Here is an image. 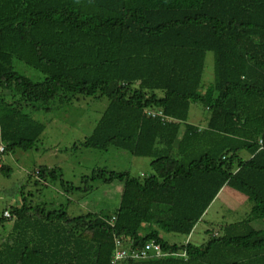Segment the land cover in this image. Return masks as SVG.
I'll list each match as a JSON object with an SVG mask.
<instances>
[{"label":"trees","instance_id":"obj_1","mask_svg":"<svg viewBox=\"0 0 264 264\" xmlns=\"http://www.w3.org/2000/svg\"><path fill=\"white\" fill-rule=\"evenodd\" d=\"M15 59L44 80L17 72ZM79 96L108 104L75 147L150 158L152 173L94 170L90 179L123 186L113 214L48 212L22 191L0 215V228L13 222L0 264H264V229L253 225L264 219V0H0V161L41 141L46 124L33 113ZM194 104L209 112L204 126L189 121ZM34 175L88 190L57 167ZM224 187L252 203L246 219L207 231L201 246L163 237H189ZM151 240L167 255L137 257Z\"/></svg>","mask_w":264,"mask_h":264},{"label":"rangeland","instance_id":"obj_2","mask_svg":"<svg viewBox=\"0 0 264 264\" xmlns=\"http://www.w3.org/2000/svg\"><path fill=\"white\" fill-rule=\"evenodd\" d=\"M14 69L34 81H42L45 76L39 71L15 59ZM214 54L208 53L204 82L209 85L214 82ZM56 101V100H55ZM53 101L50 109L40 110L33 116L46 124V130L37 146L29 151L17 149L5 154L0 161V167L11 168L10 175L0 172V215L3 210L13 204H20L21 192L32 195L34 205L44 204L46 211L63 208L70 216H78L88 212H104L113 214L120 206L121 189L117 182L109 183L92 180L94 170L130 172L141 177L151 174V159L133 156L131 153L110 147L107 151L87 148L75 144L90 135L108 104L107 98H88L79 96L72 104L63 105ZM28 108H26L27 110ZM209 112L203 105L191 106L189 121L196 125H205ZM244 157L249 154L242 152ZM46 165L60 168L66 181L88 192L72 191L61 185L60 181L48 180L37 183L34 175L36 168ZM31 175V176H30ZM27 191V192H26ZM252 203L243 194L228 187L224 193L214 200L203 219L195 226L189 237L163 232V237L170 242H192L201 246L210 238L207 231L219 235L221 226L236 223L246 219L251 211ZM13 222L8 221L0 234L7 235ZM254 227L264 229V219L253 221ZM119 264H123L120 262Z\"/></svg>","mask_w":264,"mask_h":264},{"label":"built area","instance_id":"obj_3","mask_svg":"<svg viewBox=\"0 0 264 264\" xmlns=\"http://www.w3.org/2000/svg\"><path fill=\"white\" fill-rule=\"evenodd\" d=\"M152 114L154 116H163V112H161V111H159V112L152 111ZM5 151H6V145L0 144V154L4 153ZM5 216L10 217V212L6 211L5 212ZM116 243H117V249H116V253H115V259L116 260H122V259L126 258L128 251L126 249L121 248V243H120L119 240H117ZM147 249L150 250L151 253H149L148 251H145V252L142 253V255L138 254L139 256H137V257H139V258H149L152 255H155V256L167 255V254H164L163 251H161L160 245H158L155 240H151L148 243ZM175 256H177V255L175 254Z\"/></svg>","mask_w":264,"mask_h":264},{"label":"crops","instance_id":"obj_4","mask_svg":"<svg viewBox=\"0 0 264 264\" xmlns=\"http://www.w3.org/2000/svg\"><path fill=\"white\" fill-rule=\"evenodd\" d=\"M226 188H228V187H224V188L220 191V193L218 194L217 198L220 197V196L222 195V193H224V191H225ZM122 189H123V188H122ZM122 189H121V191H122Z\"/></svg>","mask_w":264,"mask_h":264}]
</instances>
